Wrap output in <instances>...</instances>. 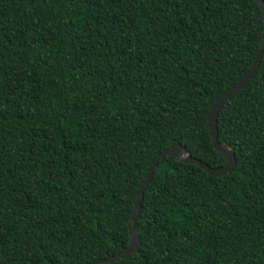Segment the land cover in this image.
<instances>
[{
    "label": "trees",
    "instance_id": "trees-1",
    "mask_svg": "<svg viewBox=\"0 0 264 264\" xmlns=\"http://www.w3.org/2000/svg\"><path fill=\"white\" fill-rule=\"evenodd\" d=\"M261 32L254 0H0V264H84L125 247L136 186L173 142L223 164L206 111ZM215 126L230 171L163 155L137 247L106 264H264V46Z\"/></svg>",
    "mask_w": 264,
    "mask_h": 264
},
{
    "label": "water",
    "instance_id": "water-1",
    "mask_svg": "<svg viewBox=\"0 0 264 264\" xmlns=\"http://www.w3.org/2000/svg\"><path fill=\"white\" fill-rule=\"evenodd\" d=\"M254 2L257 4L259 11H260V18L262 21V32L259 40L258 47L255 51V54L251 60V63L249 64L246 72L244 75L239 78L235 83L230 85L226 90H224L222 93H220L209 105L207 111H206V127H207V134L210 141V144L213 149L219 151L221 154H223L225 161L223 164L215 167H211L201 160L191 156L185 147L181 145L179 142H173L166 146L161 151L155 153L148 161L146 166V172L144 176L139 180L135 193H134V199L131 204L130 212L128 215V218L126 220V229H127V242L125 247L120 249L119 251L115 252L112 255L99 258L90 262H86L84 264H106L111 261L116 260L117 258H123L127 256L129 253L135 250V248L138 245V233L137 229L133 226V221L135 218V215L139 208V202L142 196L143 189L145 188L146 184L148 183L152 171L153 166L155 162L161 158L163 155H170L172 157H175L176 159L180 160L181 162H188L193 163L196 166L200 167L202 170L207 172L210 175L217 176L220 174H223L225 172L230 171L234 164V154L232 149L223 141H217L216 137V126H215V117L218 108L223 103L225 99H227L233 92H235L237 89L241 88L245 82L248 80V78L252 75L254 72L259 59L261 55L262 48L264 46V1L263 0H254Z\"/></svg>",
    "mask_w": 264,
    "mask_h": 264
}]
</instances>
